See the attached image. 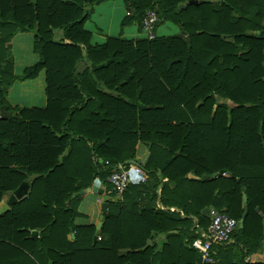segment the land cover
Returning a JSON list of instances; mask_svg holds the SVG:
<instances>
[{
  "label": "trees",
  "instance_id": "1",
  "mask_svg": "<svg viewBox=\"0 0 264 264\" xmlns=\"http://www.w3.org/2000/svg\"><path fill=\"white\" fill-rule=\"evenodd\" d=\"M106 1L0 0V201L29 186L0 216V264H206L191 243L207 208L237 223L212 264H245L264 241V0H122L120 28L153 11L178 34L91 45L85 23ZM18 33L37 57L19 78ZM41 71L45 108L11 107V86ZM125 165L146 180L115 199L107 178ZM94 180L106 210L77 225L84 198L102 197L78 195Z\"/></svg>",
  "mask_w": 264,
  "mask_h": 264
},
{
  "label": "crops",
  "instance_id": "2",
  "mask_svg": "<svg viewBox=\"0 0 264 264\" xmlns=\"http://www.w3.org/2000/svg\"><path fill=\"white\" fill-rule=\"evenodd\" d=\"M125 15H127V10L125 9L122 0H108L95 6L90 19L84 26L85 31L90 34V44L101 45L107 38L121 40L142 39L139 34L140 30L136 24L126 26L124 28L119 27L120 22ZM175 34L176 31L174 25L168 22L156 29V38L173 36ZM54 38L55 40L59 39L60 34L56 33ZM32 39L33 35L31 33H18L13 36L11 40L10 55L12 58V70L13 75L17 78L22 75L24 68L33 65L37 61L36 55L32 52ZM84 66L85 65L83 64L78 66V72H81L84 69ZM44 88V72L41 71L37 78L33 81L15 82L8 92L7 101L11 107L16 109H44L46 105ZM6 197L8 196H5L3 199ZM101 200L102 199L100 197L93 198L92 196L84 198L78 208V212L80 215L86 217L87 220L76 219L75 224L86 225L91 223L92 219H96V203L100 206ZM100 222L102 224V221ZM37 237L38 233L36 236H32L33 239H36ZM163 242L164 236L154 235L149 240L148 245L151 246L155 243L160 246ZM125 252L126 251H120V254H124ZM240 256L241 254L239 248L234 246V253L232 254V260L230 263H235L240 259ZM243 262L245 264H264V241L255 252L247 255L245 254Z\"/></svg>",
  "mask_w": 264,
  "mask_h": 264
},
{
  "label": "built area",
  "instance_id": "3",
  "mask_svg": "<svg viewBox=\"0 0 264 264\" xmlns=\"http://www.w3.org/2000/svg\"><path fill=\"white\" fill-rule=\"evenodd\" d=\"M157 21L158 18L153 11H147L143 15L139 33L142 39L151 41L156 38L155 30ZM137 176H139L138 183L145 182V172L139 167L134 165L117 166L116 170L107 178L114 198L121 199L122 194L132 183L131 178ZM206 214L210 220L207 230L201 233L199 238L192 241L191 248L197 251L203 263L212 264L214 262L212 255L215 249L231 242V235L236 230L237 223L225 214L211 209Z\"/></svg>",
  "mask_w": 264,
  "mask_h": 264
},
{
  "label": "water",
  "instance_id": "4",
  "mask_svg": "<svg viewBox=\"0 0 264 264\" xmlns=\"http://www.w3.org/2000/svg\"><path fill=\"white\" fill-rule=\"evenodd\" d=\"M202 1H188V3H184V4H181L178 6L179 9L181 8H185V6L187 4H197V3H201ZM219 174H223L222 171L219 172ZM215 177V175H214ZM138 178L139 176L137 177H132L131 178V181L132 183H135V184H138ZM208 177L207 176H203L201 178V180H205L207 179ZM28 184L26 182H22L10 195H8L7 199H2L0 201V216L3 215L4 213H6L10 206H12L13 204H15L16 202L20 201L21 199H23L27 193H28ZM96 193L101 197V204H100V210L101 212H104L106 210V202L109 200V197L107 196H104V187H102V185L99 183L98 180H94V182L92 183L91 187L90 188H87L85 190H82L78 193L79 196H83L87 193ZM246 202V199L245 197H243V203ZM209 209H204L202 211V215H205L206 213H208ZM256 211H258V209H256ZM246 215V211L243 213V215L241 216V220L245 217ZM102 217L99 218V220L101 221ZM99 221V223L97 224L96 226V229H95V234H98V231L101 227V222ZM239 228H241V221L239 222ZM32 236H36L37 233L36 232H32L31 234Z\"/></svg>",
  "mask_w": 264,
  "mask_h": 264
},
{
  "label": "rangeland",
  "instance_id": "5",
  "mask_svg": "<svg viewBox=\"0 0 264 264\" xmlns=\"http://www.w3.org/2000/svg\"><path fill=\"white\" fill-rule=\"evenodd\" d=\"M103 3H104V2H103ZM101 4H102V3H101ZM166 23H167V22H166ZM168 23H169V22H168ZM161 25H163V24H161ZM161 25H159V26H161ZM159 26H157V27H159ZM119 27H120V25H119ZM157 27H156V29H157ZM174 28H175L176 34H178V32H179V31H178V28L175 27V26H174ZM155 34H156V30H155ZM176 34H175V35H176ZM6 198H7V197H6ZM6 198H5V199H6Z\"/></svg>",
  "mask_w": 264,
  "mask_h": 264
}]
</instances>
